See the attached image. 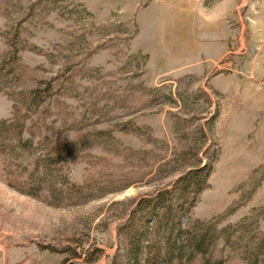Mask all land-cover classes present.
<instances>
[{
	"label": "rangeland",
	"instance_id": "374dc122",
	"mask_svg": "<svg viewBox=\"0 0 264 264\" xmlns=\"http://www.w3.org/2000/svg\"><path fill=\"white\" fill-rule=\"evenodd\" d=\"M15 33L29 46L0 89V120L52 137L47 149L98 131L116 145L68 162L56 196L36 186L38 156L0 153V264H110L135 202L207 146L219 154L192 217L264 230V0H0V61ZM47 81L48 109L26 114L20 95ZM162 86L173 100L149 104ZM128 120L153 140L120 130ZM33 174L32 194L9 182Z\"/></svg>",
	"mask_w": 264,
	"mask_h": 264
},
{
	"label": "trees",
	"instance_id": "16d2710c",
	"mask_svg": "<svg viewBox=\"0 0 264 264\" xmlns=\"http://www.w3.org/2000/svg\"><path fill=\"white\" fill-rule=\"evenodd\" d=\"M8 40L10 49L0 61V89L19 76V54L29 46L21 41L18 33ZM164 88L148 91L152 96L149 104L173 100ZM55 94L51 81L41 82L20 95L21 105L26 114L45 110ZM207 123L213 125V119ZM26 129L25 121L20 119L0 120V153L12 154L19 148L38 156L35 163L38 168L42 166V172L35 176L39 182L36 186L39 191H47L52 196L57 195L55 181L66 180L64 168L68 162H75L80 153L93 143L110 145L112 148L115 144L111 132L98 131L89 135L90 139L85 136L77 142L65 141L62 149H58V144L47 149L45 146L54 142L52 137L44 136L36 142L33 137L25 136ZM119 129L139 136L148 134L147 140H153L148 129L135 125L131 120L121 123ZM205 142H208L207 136L201 143H195L191 150L193 155L197 156ZM203 154L206 160L198 158L170 185L158 188L135 202L118 228L120 243L110 264H230L234 259L245 264L264 263V230L257 227L255 217L245 218L221 229L215 221L192 217L200 195L209 186L219 151L207 146ZM16 164L15 161L11 162L13 166ZM9 182L13 186L19 185L21 189L28 188L26 191L32 194L30 190L35 185L34 174L31 178L9 179Z\"/></svg>",
	"mask_w": 264,
	"mask_h": 264
},
{
	"label": "crops",
	"instance_id": "0c3cea01",
	"mask_svg": "<svg viewBox=\"0 0 264 264\" xmlns=\"http://www.w3.org/2000/svg\"><path fill=\"white\" fill-rule=\"evenodd\" d=\"M187 37V36H186ZM186 37H184L183 35L182 36H180L179 35V37H176V39H189V38H186ZM208 37V36H207ZM191 39H194V38H191ZM195 39H205L204 38V36L202 35L201 37H196ZM189 65H184V67L186 68V67H188Z\"/></svg>",
	"mask_w": 264,
	"mask_h": 264
}]
</instances>
